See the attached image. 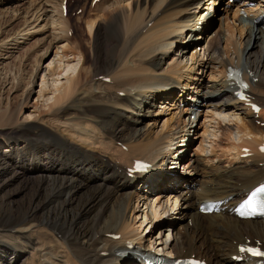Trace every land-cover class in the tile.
Listing matches in <instances>:
<instances>
[{
    "label": "bare ground",
    "instance_id": "bare-ground-1",
    "mask_svg": "<svg viewBox=\"0 0 264 264\" xmlns=\"http://www.w3.org/2000/svg\"><path fill=\"white\" fill-rule=\"evenodd\" d=\"M253 1L230 8L227 1L226 18L219 22L214 17L217 9L210 12L216 0L205 7L203 0L113 3L110 13L89 19L96 56L91 64L88 52L63 40L45 68L38 97L46 112L36 106V123L13 134L0 133L8 148L0 152V177L11 174L17 179V171L7 165L14 160L24 170L42 172L41 189L46 193L45 202L0 219V264H20L28 256L31 264H136L116 255L130 244L144 252L201 255L209 264H248L233 258L243 256L238 246L247 241L264 247V219L241 221L231 209L264 180V153L258 150L264 142V0L248 11L245 4ZM241 7L245 16L239 14ZM233 8V23L242 26L240 39L229 23ZM222 21H227L225 28ZM216 22L219 27L213 31ZM136 26H142V34L131 33ZM124 37L128 41L119 51ZM233 63L252 74L251 80L258 79L250 86L251 99L261 106L257 118L244 101L232 96L234 88L224 72ZM207 72L217 79L209 86L203 80ZM166 114L172 117L158 129ZM203 114L216 118L222 139L207 141L206 130L198 134ZM7 117L10 122L16 113ZM196 137L202 143L185 162ZM244 148L250 155L242 159ZM25 150L32 153L19 158ZM105 150L113 153L106 156ZM136 159L153 165L149 174H129ZM187 173L191 179L184 177ZM55 202L64 219L73 214L65 222L72 233L59 240L62 244L52 233L50 214L37 217ZM204 202H216L221 210L200 214ZM178 205L180 212L172 217L169 212ZM130 210L137 214L133 220L127 215ZM173 219L187 223L175 228ZM165 224L174 225L159 229ZM144 226L148 228L142 233ZM202 234L203 246H198ZM50 239L57 254L44 247Z\"/></svg>",
    "mask_w": 264,
    "mask_h": 264
},
{
    "label": "rangeland",
    "instance_id": "rangeland-1",
    "mask_svg": "<svg viewBox=\"0 0 264 264\" xmlns=\"http://www.w3.org/2000/svg\"><path fill=\"white\" fill-rule=\"evenodd\" d=\"M69 1L70 0H68V2ZM126 1L127 0H110V2L107 3V1L103 2L102 0H99L98 3H94V0H76V2H74L71 6L66 7L69 9V11L65 16L61 14L62 10L59 9L60 6L59 4L61 3V0H0V133L1 134H7V133L13 134L17 131L20 132L22 127H27L32 122L36 123L35 121L36 119L35 115L37 111L35 109L36 106H38V108H41V111L46 112L45 111L46 109H44V107L42 106L43 105L42 100L39 101L38 97L41 88L43 86L42 85L43 77L45 76V73L47 74L45 68L49 63L54 61L55 56L57 54L56 53L57 48L61 47L62 44H64L63 40L69 39L74 43L73 48H78V49L81 48L85 52H88L90 59L88 64H91L90 62H93L95 60V59L93 60V58H96V56L95 53L92 52L91 40L92 37L94 38V34L92 35V37H89L88 35L87 27H88L89 19L95 17L98 14L102 15L105 13H110L114 9L113 3H118L120 5V4H126ZM208 1L203 0L201 4L205 5V2H207L208 4ZM219 2H221V4H219V7L215 12L216 14L214 15L215 19L218 22L219 19L221 18L225 20L226 13L224 11V8L225 6H227L226 4L227 2L222 3V0H220ZM233 14L234 11L232 9L231 12L228 14L229 23L234 28V34H236L235 36L238 39H240L242 37V33L240 32L242 26L240 25L241 27H239L235 25V23H233V19H234ZM146 16L148 15L146 14ZM231 22L233 24H231ZM224 23L226 24L227 21L225 22L222 21V28L223 27L225 28L226 26ZM139 27L142 26H136V28H134L131 33L138 32L142 34L143 30L142 29L138 30ZM218 27H219V23H217V25L213 27V31L218 30ZM67 29H69L68 32ZM121 32H125V28L122 29ZM227 35L229 34L227 33ZM246 36L247 33L245 32L243 34V38L244 37L246 38ZM127 41L128 40H126V38L124 37L123 42L119 45L120 46L119 51L121 50L122 47L125 46V43ZM195 47L192 45L191 49L195 50ZM221 47L225 48L226 43L222 42ZM80 65L81 64L79 63L78 64L79 69L81 67ZM209 72H207L203 77L205 84L207 85L209 83L207 86L217 81V79L212 80L215 78L216 75L214 76ZM106 83H109V81ZM51 88L53 89V90L51 89L52 91H55L54 87ZM49 97L52 98V95H50ZM40 103L42 104L40 105ZM62 108L63 107H61V110ZM234 111L235 110H233L232 108L230 114H232V112ZM63 112L67 113V110ZM170 112H173V110ZM15 113H16L15 119H12L10 120V122H7V118H8L7 116L8 115L10 116V114H15ZM205 114L199 117V124L200 125L203 124V127L201 126V129H199L198 134L201 135L206 130L207 133L206 131L205 133L207 135L205 137H207L206 138L207 141L217 142V139L223 138V135L221 136L222 134L221 129H219L218 126L216 125L217 124L216 118H214L210 114H208L207 116ZM171 117H172L171 114H166V116L165 115L162 116L159 124L157 125V128L159 127L158 129H161L163 122L166 120H170ZM194 117H195L194 115H191L190 120H194ZM125 120L126 119L124 118L121 122L124 124ZM121 122L118 121V123ZM228 136L229 135H227V138ZM18 142H22V140L18 139ZM191 142H193V144L188 148L189 150L187 152L185 162H188L189 161L188 158L190 157V155L194 154L193 153L194 148L202 143L199 137H196ZM7 149L8 148L5 146V144L3 145L2 141H0V152L1 151L4 152ZM30 152H31L30 150H25V152L18 153L17 156L18 157L20 156L19 158H21L23 156H26L27 154H30ZM109 153H113V151L105 150L104 155L106 154V156H108ZM22 154L24 155L22 156ZM172 159L173 158H171L169 163L166 165L167 170L168 168L170 169L172 165L171 162ZM8 163L9 164L7 165H9L10 168L9 171L12 170L15 172L17 171L18 174L16 180H13L11 178V174L2 175L0 177V219H2L6 214L11 216H16L20 208L22 210L31 207L33 208L34 206H37L40 203L45 202V197H46V193H43L41 189L42 187V184L40 183L41 178H39L42 174L41 171L39 172V170H32V171L26 169L24 170V168H20L18 165H14L13 164L14 160H10ZM179 176L181 175L179 174ZM184 177L191 179L188 173L185 174ZM178 190L180 191L181 188H178ZM134 193L136 192L134 191ZM50 200L51 199L48 198L46 202H49ZM178 206L174 207V209L169 212L172 215V217L178 216V213L180 212L179 209L180 205ZM41 208L42 206H40L39 209ZM60 211H61L60 204L58 202H55L53 205L49 206V209H46V212L48 213H40L37 216L43 219V215L50 214L49 219L54 220L52 222L54 226L51 225L52 227H54V229L51 230H53L52 233H55L54 234L55 239H57L59 243H61L60 241H64L65 240L64 238L67 235H69V233H72L70 229L71 225H68L65 222L66 221L70 222L73 218V214L72 212H70V216H68L67 219L66 218L64 219L63 215L62 216L60 215ZM195 212L198 213L197 206L195 207ZM127 215L130 220H133L136 218L135 216L137 214L134 212V210L132 211L130 210L127 213ZM183 220H177V224L175 228H177L178 226L183 227L182 225L187 223V220L186 221ZM173 225L165 224L159 227V229L162 227H169V226L173 227ZM147 228L148 227L144 226L141 230L142 233H145ZM202 235L203 237L202 239H200V242H198V246L200 245L203 246L202 241L203 238L205 237V234ZM52 245H54L55 247ZM56 246L57 245L52 239H50L49 244L47 243L44 244V247L46 248V250H48V253H50V251L55 253L56 250L55 254H57L58 249ZM179 247L180 245H178V248ZM53 248L55 249L53 250ZM31 262H32V258L28 256L22 259L20 264H31Z\"/></svg>",
    "mask_w": 264,
    "mask_h": 264
},
{
    "label": "snow or ice",
    "instance_id": "snow-or-ice-1",
    "mask_svg": "<svg viewBox=\"0 0 264 264\" xmlns=\"http://www.w3.org/2000/svg\"><path fill=\"white\" fill-rule=\"evenodd\" d=\"M244 87H246V85H245ZM241 98H243V97H241ZM257 111H258V109H257ZM262 150H264V149H262ZM260 192H264V187L257 189V190H256L255 192H253V193L251 194V196H250V197L244 202V204H245L249 209H252V208H253L254 200H255L256 196L258 195V193H260ZM241 215H244V213L242 212ZM240 251H241V252H245V251L250 252L253 256H264V252H261V251H259V250H257V249H254V248H248V249H245V248L242 247V248H240Z\"/></svg>",
    "mask_w": 264,
    "mask_h": 264
}]
</instances>
